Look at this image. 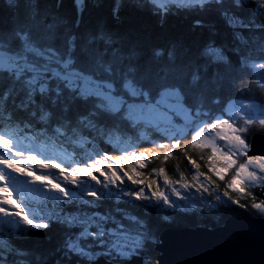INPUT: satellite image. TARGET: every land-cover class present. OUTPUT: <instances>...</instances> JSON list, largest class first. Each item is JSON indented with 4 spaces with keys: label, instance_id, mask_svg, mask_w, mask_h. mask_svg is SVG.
<instances>
[{
    "label": "trees",
    "instance_id": "obj_1",
    "mask_svg": "<svg viewBox=\"0 0 264 264\" xmlns=\"http://www.w3.org/2000/svg\"><path fill=\"white\" fill-rule=\"evenodd\" d=\"M0 52L10 59L0 65V135L15 138L11 128H21L47 145L36 150L38 159L21 166L26 165L25 174L34 169L66 190L63 196L49 190L43 197L35 189L41 185L27 187L29 177L21 181L27 214L47 224L28 228L14 241L27 251L24 264L87 263L93 260L88 252L124 261L115 251L117 234L137 236L134 254L153 262L154 244L167 226H215L236 213L261 215L252 204L264 202L251 190L235 197L236 203L212 206L202 198L179 204L155 195L157 170L173 179L190 178L192 166L208 172V147L192 143L190 136L171 145L149 129L133 148L144 161L134 165L131 150H119L110 139L136 140L139 127L125 109L109 110L92 92L81 93L78 79L108 82L128 106L156 104L162 92H177L170 104L157 106L194 117H227L234 100L264 105V0L161 6L151 0H0ZM125 83L148 101L128 96ZM256 131L264 132V126L253 124L248 143ZM41 160L49 167L41 168ZM224 183L218 181L219 188ZM71 192L79 198L73 200ZM5 220L0 218V225L6 226ZM78 239L84 252L77 251Z\"/></svg>",
    "mask_w": 264,
    "mask_h": 264
},
{
    "label": "rangeland",
    "instance_id": "obj_2",
    "mask_svg": "<svg viewBox=\"0 0 264 264\" xmlns=\"http://www.w3.org/2000/svg\"><path fill=\"white\" fill-rule=\"evenodd\" d=\"M160 5L163 0H154ZM174 2H185L194 0H168ZM167 0L165 2H168ZM9 58L0 52V65L3 62H9ZM83 80V86H79L80 92H92L99 97L100 105L115 111L116 109L123 108L131 118L132 122L139 127L138 138L133 140L132 138H120V136L112 135L110 139L119 150H131L132 163L134 165L141 163L144 159L141 155L134 152L133 148L136 146L137 141L146 138L150 131L149 129L158 132L159 135L166 138L167 141H171V145L185 136H190V141L196 145L205 146L209 149V155L206 158L204 165L208 172L199 171L195 166L191 167L190 178H185L179 174L175 179L167 177L162 170H157L154 176V185L156 193L155 195H161L159 197L168 198L171 197L173 202L182 204L184 202H199L200 198L204 199V202L210 206L216 202H237L235 197H244L247 194V190L254 191L259 189L264 181L257 179L255 182L249 180L247 177L255 174L257 177L264 176V158L260 156L248 157L246 150L248 149L247 134L251 132L253 124L260 123L264 120V105H259L251 102L249 103L234 100L228 107H226L225 116H205L194 117L187 114V112L176 113L165 111L157 106V104H170L173 99L178 96V93L166 94L162 92L159 99L155 103H149L137 107L135 104L128 106L127 102L122 96L115 95V88L108 82L100 80L90 81L86 76H81ZM80 78L71 75V79ZM78 82V83H79ZM72 87V82H70ZM124 90L130 97H145L146 96L135 86L130 83L124 84ZM144 100L148 101L147 98ZM143 101V99H141ZM140 102V101H139ZM174 102V101H173ZM144 104V103H143ZM177 106V104H176ZM171 110L176 108L173 105ZM175 108V109H174ZM252 122L249 124L248 121ZM13 137L2 134L0 142L7 141L10 144V148L7 152H11V155L2 151L1 158H7L11 164L13 161H17V166L24 162L26 163L29 153L33 151L31 156L34 159H38L36 150H42L46 147L43 142H35V137L32 134H23L24 131L21 128H11ZM29 140L26 142L25 140ZM17 140L16 142H12ZM27 144L33 143L34 149H31ZM173 142V143H172ZM22 153L18 159H14L16 153ZM27 152V153H26ZM42 155V154H41ZM129 155V154H128ZM43 156V155H42ZM44 160V156H43ZM66 171H69L66 169ZM21 176V174H19ZM18 175V179L22 182H26L29 179L27 174H24L23 178ZM67 175V174H65ZM61 179V177H60ZM225 181L224 188H219L218 181ZM141 187V186H140ZM3 195V194H0ZM16 199V198H15ZM17 202H20L19 200ZM260 204V203H255ZM260 212V211H259ZM264 215V212H260ZM4 215L0 214V218ZM120 234V233H119ZM118 235V234H117ZM114 237L119 243H115V251L121 256L123 253L134 254L135 247H138L140 240L137 236H129L127 234H121L120 237ZM119 244H123L122 248ZM131 254V255H132ZM130 255V256H131ZM99 258V256H93ZM102 257V256H100Z\"/></svg>",
    "mask_w": 264,
    "mask_h": 264
},
{
    "label": "water",
    "instance_id": "obj_3",
    "mask_svg": "<svg viewBox=\"0 0 264 264\" xmlns=\"http://www.w3.org/2000/svg\"><path fill=\"white\" fill-rule=\"evenodd\" d=\"M245 156L264 158V132L252 133ZM254 193L264 202V182ZM154 250L153 262L134 254L124 261L99 257L87 263L46 260L41 264H264V215L236 213L215 226H167Z\"/></svg>",
    "mask_w": 264,
    "mask_h": 264
},
{
    "label": "snow or ice",
    "instance_id": "obj_4",
    "mask_svg": "<svg viewBox=\"0 0 264 264\" xmlns=\"http://www.w3.org/2000/svg\"><path fill=\"white\" fill-rule=\"evenodd\" d=\"M76 3L79 4L80 0H76ZM51 51V49H50ZM55 71V70H54ZM17 76L20 75V70L16 73ZM44 86L41 85V91H43ZM251 106V102H249ZM252 121L249 120L250 124ZM261 125L264 126V120L261 121ZM10 148V144L7 141L0 142V149H3L5 152ZM11 155V152H7ZM22 153L17 152L14 159H18ZM33 156L28 157V161L33 160ZM41 168H47L49 165H46L42 162L40 164ZM51 167L58 168V165H52ZM25 165L17 166L9 162L7 158H0V214H3L6 218L5 225H0V264H24V257L27 255V251L23 248H20L17 244L14 243L15 240L19 239L21 235H26L28 228L39 229L47 227L45 223H36L35 216H29L28 209L25 207V197L20 196V193L24 192V187L18 177L14 174L19 173L21 175L25 174ZM27 177L30 178L31 183L26 185L29 188H32L33 185H41V187H36L35 189L43 197H46L49 194V190H54L63 196L66 190L59 184L55 183L49 176L37 174L34 169H28ZM249 180L255 182L257 179L264 181V176L257 177L255 174L247 177ZM35 182H41L40 184H35ZM44 191H40V189ZM11 190V191H10ZM17 194V198H13V194ZM69 196L76 200L79 198L77 192L68 193ZM20 202H17V201ZM235 203V201H233ZM254 209H258L260 212H264V206L260 204H252ZM35 212L36 216L40 215L39 212ZM42 218V217H41ZM69 225L75 226L73 224V217H67ZM16 221V222H14ZM18 222V223H17ZM19 225H27V228H24L23 231ZM79 239L76 241L77 251L84 252L85 249L78 246ZM119 243V242H117ZM124 245L119 244V247L122 248ZM72 245H69L71 248ZM108 251H111L109 249ZM89 258H94L91 256V253H87ZM104 254H107L105 252ZM132 253H123L120 258H129Z\"/></svg>",
    "mask_w": 264,
    "mask_h": 264
},
{
    "label": "bare ground",
    "instance_id": "obj_5",
    "mask_svg": "<svg viewBox=\"0 0 264 264\" xmlns=\"http://www.w3.org/2000/svg\"><path fill=\"white\" fill-rule=\"evenodd\" d=\"M157 4H159V3H157ZM25 141L28 142L29 140L26 139ZM26 142H24V143L27 144Z\"/></svg>",
    "mask_w": 264,
    "mask_h": 264
}]
</instances>
